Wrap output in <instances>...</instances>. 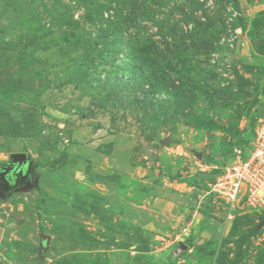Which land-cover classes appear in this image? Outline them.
Wrapping results in <instances>:
<instances>
[{
    "label": "rangeland",
    "instance_id": "374dc122",
    "mask_svg": "<svg viewBox=\"0 0 264 264\" xmlns=\"http://www.w3.org/2000/svg\"><path fill=\"white\" fill-rule=\"evenodd\" d=\"M255 115L264 0H0L1 264H264L210 193Z\"/></svg>",
    "mask_w": 264,
    "mask_h": 264
},
{
    "label": "built area",
    "instance_id": "2783aa9c",
    "mask_svg": "<svg viewBox=\"0 0 264 264\" xmlns=\"http://www.w3.org/2000/svg\"><path fill=\"white\" fill-rule=\"evenodd\" d=\"M248 148H235L221 167L211 191L231 209L264 210V117L256 119ZM246 156V160L244 159Z\"/></svg>",
    "mask_w": 264,
    "mask_h": 264
},
{
    "label": "trees",
    "instance_id": "16d2710c",
    "mask_svg": "<svg viewBox=\"0 0 264 264\" xmlns=\"http://www.w3.org/2000/svg\"><path fill=\"white\" fill-rule=\"evenodd\" d=\"M176 38V37H175ZM187 45H186V43L184 42V41H178V50L180 49V51H182V50H187ZM122 56H123V59L126 61V59H127V62H129V58L127 57V56H125V54H122ZM118 58V57H117ZM126 62V63H127ZM150 77H152V75L150 74ZM143 78H146V79H148L147 77H143ZM153 78V77H152ZM151 78V79H152ZM150 83H151V85H150V90L153 88V84H154V82L152 83V81H150ZM126 86H127V90L126 91H129V90H131V91H134L135 89H140V88H142L141 86V84L139 83V81H133V82H131V83H128V84H126ZM143 89V88H142ZM115 90V88H112L111 89V91H114ZM144 90V89H143ZM150 90H148L149 92H151ZM148 91H146L145 90V92H146V94H147V96H145V97H148ZM114 94V93H113ZM151 94V93H150ZM260 116L259 115H255L254 117H253V119H252V121H251V132H252V139H253V133H254V131H253V126H254V123H255V121H256V119H258ZM252 141V140H251ZM235 148H244L241 144L240 145H238V146H236ZM234 148V149H235Z\"/></svg>",
    "mask_w": 264,
    "mask_h": 264
},
{
    "label": "water",
    "instance_id": "95a60500",
    "mask_svg": "<svg viewBox=\"0 0 264 264\" xmlns=\"http://www.w3.org/2000/svg\"><path fill=\"white\" fill-rule=\"evenodd\" d=\"M29 160L28 155L26 154H15L12 156V160L10 162V165H16L17 169L28 166ZM48 239V236H42V240L46 241ZM182 250H187L188 247L184 244H181ZM1 264V262H0Z\"/></svg>",
    "mask_w": 264,
    "mask_h": 264
},
{
    "label": "flooded vegetation",
    "instance_id": "af4514ba",
    "mask_svg": "<svg viewBox=\"0 0 264 264\" xmlns=\"http://www.w3.org/2000/svg\"><path fill=\"white\" fill-rule=\"evenodd\" d=\"M8 168H12V171L9 174L11 177H16L18 174H22L26 170V167L17 169L16 165H8Z\"/></svg>",
    "mask_w": 264,
    "mask_h": 264
}]
</instances>
